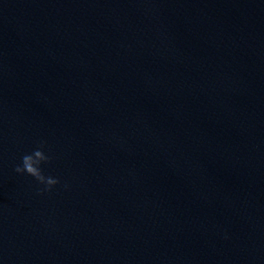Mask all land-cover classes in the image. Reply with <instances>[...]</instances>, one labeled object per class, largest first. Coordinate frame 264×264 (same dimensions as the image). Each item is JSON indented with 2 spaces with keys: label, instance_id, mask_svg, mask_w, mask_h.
Here are the masks:
<instances>
[{
  "label": "water",
  "instance_id": "water-1",
  "mask_svg": "<svg viewBox=\"0 0 264 264\" xmlns=\"http://www.w3.org/2000/svg\"><path fill=\"white\" fill-rule=\"evenodd\" d=\"M0 264H264V0H0Z\"/></svg>",
  "mask_w": 264,
  "mask_h": 264
},
{
  "label": "clouds",
  "instance_id": "clouds-1",
  "mask_svg": "<svg viewBox=\"0 0 264 264\" xmlns=\"http://www.w3.org/2000/svg\"><path fill=\"white\" fill-rule=\"evenodd\" d=\"M53 163V156L47 146V143L41 140L31 151L24 152L20 155L18 161L14 164V172L19 176H27L35 182L36 194H50L58 188L67 191L70 184L62 181L57 175L46 172ZM224 239H228L225 232Z\"/></svg>",
  "mask_w": 264,
  "mask_h": 264
}]
</instances>
